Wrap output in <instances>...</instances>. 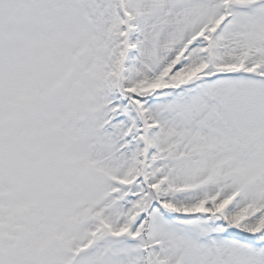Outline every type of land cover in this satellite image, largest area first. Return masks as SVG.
Masks as SVG:
<instances>
[{
	"label": "snow or ice",
	"instance_id": "obj_1",
	"mask_svg": "<svg viewBox=\"0 0 264 264\" xmlns=\"http://www.w3.org/2000/svg\"><path fill=\"white\" fill-rule=\"evenodd\" d=\"M0 264H264V0H0Z\"/></svg>",
	"mask_w": 264,
	"mask_h": 264
}]
</instances>
